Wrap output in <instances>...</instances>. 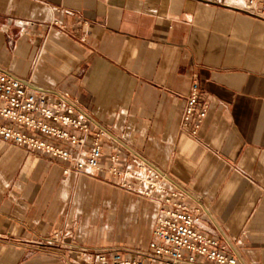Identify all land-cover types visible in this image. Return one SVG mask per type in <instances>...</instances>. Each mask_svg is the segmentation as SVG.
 Masks as SVG:
<instances>
[{"label": "crops", "instance_id": "0c3cea01", "mask_svg": "<svg viewBox=\"0 0 264 264\" xmlns=\"http://www.w3.org/2000/svg\"><path fill=\"white\" fill-rule=\"evenodd\" d=\"M244 2L0 0V67L35 92H69L105 131L97 176L0 140V264L144 251L162 204L140 194L142 162L204 209L200 233L264 264V21ZM196 83L210 110L193 137Z\"/></svg>", "mask_w": 264, "mask_h": 264}, {"label": "built area", "instance_id": "2783aa9c", "mask_svg": "<svg viewBox=\"0 0 264 264\" xmlns=\"http://www.w3.org/2000/svg\"><path fill=\"white\" fill-rule=\"evenodd\" d=\"M239 10L264 21V0H245ZM198 91L199 85L193 84L183 115V128L194 121L193 137H197L210 110L208 101L200 102ZM90 135L91 144L86 157L75 156L73 150L84 147ZM104 137L103 128L69 92H35L27 80L23 81L0 67L1 141L43 151L71 164L76 173L88 172L97 176L103 172ZM113 160H117V156ZM138 168V173L132 177L140 184L141 196L156 197L162 204L153 240L144 251L137 253L104 251L96 255V264H240L220 241L198 231L204 209H190L186 202L189 196L175 181L144 162ZM110 172L122 175L116 166L111 167ZM57 241L59 234L52 238V242Z\"/></svg>", "mask_w": 264, "mask_h": 264}]
</instances>
